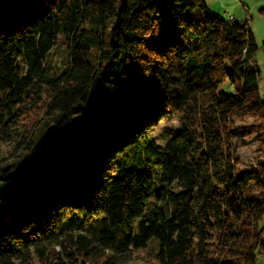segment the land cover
<instances>
[{"label":"trees","instance_id":"16d2710c","mask_svg":"<svg viewBox=\"0 0 264 264\" xmlns=\"http://www.w3.org/2000/svg\"><path fill=\"white\" fill-rule=\"evenodd\" d=\"M206 7L0 0V264H255L257 45Z\"/></svg>","mask_w":264,"mask_h":264},{"label":"rangeland","instance_id":"374dc122","mask_svg":"<svg viewBox=\"0 0 264 264\" xmlns=\"http://www.w3.org/2000/svg\"><path fill=\"white\" fill-rule=\"evenodd\" d=\"M207 4L205 9L195 8L191 10L190 16L193 20L197 21L205 15H215L221 17L225 21H229L228 16H234L236 22H246L251 30L255 39L257 50L254 55L246 64L247 68L256 66L260 73L258 77L259 92L264 98V0H204ZM168 125L174 128H180L181 125L176 120H172ZM159 129V128H158ZM236 153L240 158V162L246 168L252 166L256 161H261L262 156L256 152L255 137H247L235 142ZM9 146L4 144L0 145V157L6 156L7 161L9 157ZM5 188V184L0 180V192ZM264 223V217L261 220ZM264 241V230L262 233ZM153 238L152 241H154ZM152 244V242H150ZM144 253L145 250L139 251ZM138 262L135 260L133 263ZM255 264H264V251L258 253L255 258Z\"/></svg>","mask_w":264,"mask_h":264},{"label":"crops","instance_id":"0c3cea01","mask_svg":"<svg viewBox=\"0 0 264 264\" xmlns=\"http://www.w3.org/2000/svg\"><path fill=\"white\" fill-rule=\"evenodd\" d=\"M229 16H232V15H229ZM232 17H233L234 21H236L235 18H234V16H232Z\"/></svg>","mask_w":264,"mask_h":264},{"label":"bare ground","instance_id":"6f19581e","mask_svg":"<svg viewBox=\"0 0 264 264\" xmlns=\"http://www.w3.org/2000/svg\"><path fill=\"white\" fill-rule=\"evenodd\" d=\"M230 17H231V16H229V19H231Z\"/></svg>","mask_w":264,"mask_h":264},{"label":"built area","instance_id":"2783aa9c","mask_svg":"<svg viewBox=\"0 0 264 264\" xmlns=\"http://www.w3.org/2000/svg\"><path fill=\"white\" fill-rule=\"evenodd\" d=\"M232 19V17H230Z\"/></svg>","mask_w":264,"mask_h":264}]
</instances>
